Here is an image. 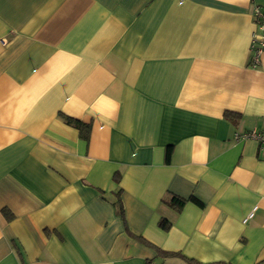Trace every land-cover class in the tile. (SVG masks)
Wrapping results in <instances>:
<instances>
[{"label": "crops", "instance_id": "obj_1", "mask_svg": "<svg viewBox=\"0 0 264 264\" xmlns=\"http://www.w3.org/2000/svg\"><path fill=\"white\" fill-rule=\"evenodd\" d=\"M255 8L0 0V264H264Z\"/></svg>", "mask_w": 264, "mask_h": 264}, {"label": "trees", "instance_id": "obj_2", "mask_svg": "<svg viewBox=\"0 0 264 264\" xmlns=\"http://www.w3.org/2000/svg\"><path fill=\"white\" fill-rule=\"evenodd\" d=\"M225 116L227 118H230L231 116H233V114H231L230 112H226L225 113ZM63 119L65 120L66 123L70 124V125H73L75 127H77L79 129V132H80V135L82 136L83 139L87 140L88 139V135H89V125L86 124V123H83L81 121H78V120H75V119H71L69 117H66L64 116ZM170 153H171V146H168L166 148V159L168 160L169 159V156H170ZM118 194V193H117ZM192 201V202H195V203H198V204H201L197 199H195L194 197H189L188 199L186 198H182V197H179V196H176V195H169L168 198H165L163 199V202H165L167 205L171 206L172 208H174L175 210L179 211L183 205L188 201ZM115 206L117 207V211L120 215H123V211H122V207H121V202H120V199H119V196L117 195L116 196V200H115ZM4 213L6 215H8V212L7 211H4ZM158 225L161 229L163 230H168L169 227H170V222L167 221L166 219L162 218L159 220L158 222ZM143 243H146V244H149L147 241L141 239ZM150 245V244H149ZM156 252L159 254V255H162V256H177V257H180L182 258L183 260H185L186 262L188 263H193V264H199L195 261H191V260H188L186 259L182 254L180 253H175V252H168V251H163L159 248H156Z\"/></svg>", "mask_w": 264, "mask_h": 264}, {"label": "built area", "instance_id": "obj_3", "mask_svg": "<svg viewBox=\"0 0 264 264\" xmlns=\"http://www.w3.org/2000/svg\"><path fill=\"white\" fill-rule=\"evenodd\" d=\"M254 15L257 20L258 32L252 34L251 37V51L253 55V62H258V57L264 52V12L259 8H255ZM237 139H251L258 143L259 150L264 153V132H259L254 129L237 133L235 135ZM252 212L248 215L250 217ZM247 217V218H248ZM246 221V219H244Z\"/></svg>", "mask_w": 264, "mask_h": 264}]
</instances>
